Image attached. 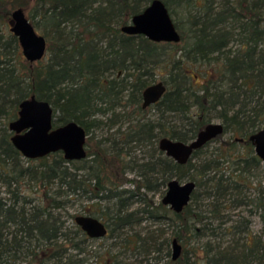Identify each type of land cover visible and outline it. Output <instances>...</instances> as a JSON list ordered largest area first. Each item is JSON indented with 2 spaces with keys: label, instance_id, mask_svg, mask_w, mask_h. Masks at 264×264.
Returning a JSON list of instances; mask_svg holds the SVG:
<instances>
[{
  "label": "trees",
  "instance_id": "obj_1",
  "mask_svg": "<svg viewBox=\"0 0 264 264\" xmlns=\"http://www.w3.org/2000/svg\"><path fill=\"white\" fill-rule=\"evenodd\" d=\"M151 1L0 0V20L22 7L48 41L47 55L25 71L16 63L19 39L1 33L0 23V182L11 194L10 202L0 195V264H84L91 238L75 217L68 226L56 212L76 195L93 201L85 215L107 224L112 244L99 264H264V185L254 182L264 164L249 140L264 125V0H163L172 17L177 7L189 12L187 31L173 17L177 43L121 30ZM159 66L168 70L167 91L144 108ZM32 95L50 102L55 126L76 121L86 129L87 157L67 160L58 151L30 159L14 146L9 122ZM214 119L233 135L213 156L205 147L215 138L186 163L160 149V139L189 142ZM138 146L148 155H135ZM128 168L139 179H129ZM173 178L196 183L182 212L147 194H164ZM25 179L41 182L43 195L25 191ZM128 181L133 188L123 187ZM256 214L259 234L251 229ZM168 217L171 237L163 226L137 229ZM174 238L183 247L176 260Z\"/></svg>",
  "mask_w": 264,
  "mask_h": 264
},
{
  "label": "water",
  "instance_id": "obj_2",
  "mask_svg": "<svg viewBox=\"0 0 264 264\" xmlns=\"http://www.w3.org/2000/svg\"><path fill=\"white\" fill-rule=\"evenodd\" d=\"M10 24V30L19 39L25 58L32 63L41 61L47 55L48 41L38 32L22 7L13 10ZM121 30L127 34H142L155 42L177 43L182 38L163 0H152L144 10L134 14ZM166 91L167 85L163 80L147 86L143 91V107L157 103ZM9 129L12 143L26 158H42L58 151L63 152L67 160L87 157L89 135L86 129L76 121L55 126L54 108L49 101L38 99L35 95L21 101L18 117L9 122ZM223 133L222 122H211L189 142L164 137L160 139L159 147L177 162L186 163L194 150ZM249 140L264 164V126L251 134ZM195 189L194 181L182 182L173 178L168 182L162 203L175 212H182L191 202ZM75 221L90 238H102L108 234L106 222L98 217L80 214L75 217ZM172 242V257L176 260L181 256L183 247L176 238Z\"/></svg>",
  "mask_w": 264,
  "mask_h": 264
},
{
  "label": "rangeland",
  "instance_id": "obj_3",
  "mask_svg": "<svg viewBox=\"0 0 264 264\" xmlns=\"http://www.w3.org/2000/svg\"><path fill=\"white\" fill-rule=\"evenodd\" d=\"M197 9H195L194 11L196 12ZM199 10V8H198ZM174 19L177 20L179 23H182V26L184 27V29L187 31V27H189V12L188 9L183 8L182 7H177L176 8V13L173 15ZM4 20H0L1 26H2V31L1 33H3L4 35L8 36L9 34H12L10 27H11V21H4ZM233 48H237L238 47V42L235 40H233L231 42ZM16 57V63L18 65H20V67H25V71L27 70V68L30 70L33 67H35L36 65H38V62H34V64H30V62L25 58V56L22 53V48L20 46L19 51L17 54H15ZM156 81L162 80L163 78H166L167 76V68L164 67H158L156 68ZM148 116L151 117H156V109L155 108H150L148 110ZM214 122H221L220 119H214ZM264 126V125H263ZM262 126V127H263ZM261 127V128H262ZM115 128H117V125L115 126ZM96 135L97 137H102L103 135H106L107 132H109V128H104V129H97L96 131ZM233 134L231 132L228 133H224L222 134L219 138H215L213 141H211L209 143V145L207 147H205V150H207V152H209L208 154L210 156H213V154H210L212 152H215L216 150L218 151L219 148H221V146H223L224 141L228 140ZM240 136V135H237ZM135 155H137L139 158H143L146 155H148L149 153V147H143V146H138L135 148L134 151ZM217 154V153H216ZM126 176L129 179H139L138 173L136 170H130V168L126 169ZM182 182L187 181V180H181ZM255 184L256 183H260L261 185H264V172L262 169L256 171V176H255ZM24 184L25 186L23 187V189L28 190L29 188L27 186H31V190H29L30 195L32 194V196L39 198L40 196L43 195V192L45 190V186L42 185L41 182H36L35 180H28L25 179L24 180ZM134 184L130 181L126 182L125 184H123V187L125 188H133ZM57 188L56 185L53 186L52 188V192L54 193V190ZM145 190V189H144ZM164 190V189H163ZM166 193V192H165ZM165 193H153V192H147L148 196L152 198V201L154 203H159L162 202V198L164 197ZM0 195H2L5 198H9L11 196V194L7 193V189L6 186L0 182ZM252 195H255V191H252ZM8 202H10V198L8 199ZM92 200L88 199L86 197H78L73 196L72 200L66 205L65 208L63 209H58L56 212L57 213H61L63 216L62 218L66 220V224L68 226H71L73 224V217H76L77 215L80 214H84L85 213V209L89 208L90 206L93 207L92 205ZM103 209H106V205H108V203H106V201H103ZM106 204V205H105ZM141 203H136V205H133L134 207H136L137 205H139ZM168 206V205H167ZM244 209L243 207H241V210ZM239 209H237L236 211H233V213H236ZM232 212V211H231ZM245 213H247V211H245ZM261 213V210H260ZM236 217V216H234ZM252 225H251V229L252 232L254 234H259L262 231L263 228V217L260 214H256L253 215L252 217ZM105 221V220H103ZM172 220L171 218H166L163 219L160 222L154 223V220L152 219H147L144 220L142 222L141 225L137 226V229H140L141 231H143V233H145L146 227H150L152 226H163L166 229V236L171 237L172 235ZM112 244V239L109 238L108 236L102 237V238H91L89 240L88 243V247H87V252L81 254L82 257L85 258V262L84 264H99V254H101L102 252H104L107 248L110 247V245ZM72 252H76L75 250ZM5 258L4 260L1 262V264H5ZM154 261L150 260L149 262H147L146 264H153Z\"/></svg>",
  "mask_w": 264,
  "mask_h": 264
}]
</instances>
